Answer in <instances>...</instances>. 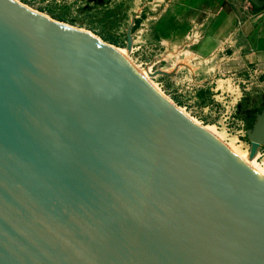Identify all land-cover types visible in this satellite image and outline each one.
Masks as SVG:
<instances>
[{
    "label": "water",
    "instance_id": "obj_1",
    "mask_svg": "<svg viewBox=\"0 0 264 264\" xmlns=\"http://www.w3.org/2000/svg\"><path fill=\"white\" fill-rule=\"evenodd\" d=\"M0 264H264V176L125 54L0 0Z\"/></svg>",
    "mask_w": 264,
    "mask_h": 264
},
{
    "label": "rangeland",
    "instance_id": "obj_2",
    "mask_svg": "<svg viewBox=\"0 0 264 264\" xmlns=\"http://www.w3.org/2000/svg\"><path fill=\"white\" fill-rule=\"evenodd\" d=\"M52 21L90 33L129 57L173 104L223 134L242 153L259 143L264 159V66H245L231 47L201 58L160 38L155 20L167 0H16ZM29 8V9H30ZM132 62V61H131ZM213 129V130H214Z\"/></svg>",
    "mask_w": 264,
    "mask_h": 264
},
{
    "label": "crops",
    "instance_id": "obj_3",
    "mask_svg": "<svg viewBox=\"0 0 264 264\" xmlns=\"http://www.w3.org/2000/svg\"><path fill=\"white\" fill-rule=\"evenodd\" d=\"M154 27L195 56L231 47L245 66H264V0H167Z\"/></svg>",
    "mask_w": 264,
    "mask_h": 264
},
{
    "label": "bare ground",
    "instance_id": "obj_4",
    "mask_svg": "<svg viewBox=\"0 0 264 264\" xmlns=\"http://www.w3.org/2000/svg\"><path fill=\"white\" fill-rule=\"evenodd\" d=\"M28 8H30L28 5H24ZM31 9V8H30ZM32 10V9H31ZM46 16V15H45ZM48 17V16H47ZM49 18V17H48ZM117 52L119 53H123L125 54L128 59L130 61H132V63L151 81V83L155 86V84L153 83V81L151 80L150 76H151V72L149 68H145L142 69L139 66H137L133 60L129 57V53L132 51V47L129 46L128 49H118V48H114ZM156 87V86H155ZM157 90L164 95L172 104L173 101L167 97L164 93H162L158 88ZM180 112H182L191 122H193L194 124L202 127L203 129H205L206 131H208L209 133H211L214 137H216L222 144H224L231 152H233L237 157H239L241 160H243L248 166H250L253 170H255L256 172H258L259 174L264 176V159L262 162H258V158L260 155L259 152V148L255 151V153L251 154V153H242L240 150L236 149L235 147L231 146L230 144L226 143L224 141V137L223 134L216 132V129H212L209 127H204L199 121H197L196 119H194L193 117H191L187 112L182 111L180 108H178L175 103L173 104Z\"/></svg>",
    "mask_w": 264,
    "mask_h": 264
}]
</instances>
